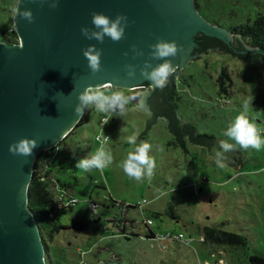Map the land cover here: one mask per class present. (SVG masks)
I'll use <instances>...</instances> for the list:
<instances>
[{"label":"rangeland","instance_id":"obj_1","mask_svg":"<svg viewBox=\"0 0 264 264\" xmlns=\"http://www.w3.org/2000/svg\"><path fill=\"white\" fill-rule=\"evenodd\" d=\"M16 3L17 0H0L1 41L14 24L11 15ZM200 14L213 24L218 20L227 29L264 16V0H201ZM235 36L230 37L234 47ZM224 67L234 83L231 97L220 95L216 86ZM176 86V112L185 125L195 127L196 135L203 136L200 139H225L224 130L241 114L246 100H253L247 117L264 133V71L258 65L210 51L186 63ZM124 92L128 97L132 94ZM135 108L138 109L131 100L123 115L119 111L105 114L90 107V121L57 146V156L50 162L52 176L72 186L73 196L70 191L64 192L78 204L59 217L61 225L69 229L49 241L52 263L250 264L251 256H264V149L244 150L237 146L234 152L240 156L241 167L237 171L227 165L218 167L208 147L189 139L185 142V157L162 119L144 138H139L153 118ZM103 119H107L104 126ZM122 128L127 129L124 135L135 133L137 143L148 141L153 146L151 155L156 167L150 180L137 182L120 167L128 152L134 150V146L120 140ZM98 135L111 138L108 147L113 164L103 171L76 169L78 160L99 147L95 141ZM92 204L98 205V213ZM126 205L130 208H124ZM148 219L153 221L150 228L156 235L172 238L167 242L147 239ZM205 227L242 235L247 244L206 245L202 242ZM123 232L134 236L128 240ZM179 234L186 243L194 241L188 246L174 240Z\"/></svg>","mask_w":264,"mask_h":264},{"label":"water","instance_id":"obj_2","mask_svg":"<svg viewBox=\"0 0 264 264\" xmlns=\"http://www.w3.org/2000/svg\"><path fill=\"white\" fill-rule=\"evenodd\" d=\"M26 9L33 12L35 22L14 14L18 42L0 41V264H46L40 228L29 209V187L38 156L57 147L83 118L86 109L82 117H77L74 109L78 94L87 86L113 83L125 90L152 88V95L132 98L138 109L154 114L138 137L144 138L162 119L185 157L186 138L208 147L213 157L212 150L218 148V142L200 139L176 112L172 99L176 79L186 63L210 51L256 64L264 71V52L248 47L238 36L234 47L230 39L233 35L207 21L195 0H60L56 9L39 0H23L20 11ZM92 12L113 19L118 14L126 15L129 27L125 38L113 42L105 37L103 44L86 39L81 28L93 27ZM158 39L175 41L186 49L172 58L180 67L162 89L143 78L139 68L131 80L125 71L127 64L142 67L149 59V46ZM90 45L103 50V71L95 76L83 56V50ZM133 45L145 55L133 59ZM162 62L151 61L153 65ZM22 138L38 141L30 157L9 152V146ZM227 157L225 165L236 171L241 168L236 152L227 153Z\"/></svg>","mask_w":264,"mask_h":264},{"label":"clouds","instance_id":"obj_3","mask_svg":"<svg viewBox=\"0 0 264 264\" xmlns=\"http://www.w3.org/2000/svg\"><path fill=\"white\" fill-rule=\"evenodd\" d=\"M23 0H18V7L13 8L14 14L29 23L35 22V17L30 9L20 11V5ZM36 2V0H33ZM41 4L48 3L52 9L59 6L60 0H39ZM92 28L82 27L81 34L88 40H96L103 44L105 37L113 42H120L125 38L126 29L129 27V19L126 15L118 14L114 19L100 12L91 13ZM16 25H13L15 28ZM150 47L149 59L143 63V66L127 64L125 71L128 79H135L137 69L140 75L149 80L154 88H164L169 79L173 77L179 69V64H174L172 58H176L181 53H185L186 49L177 44L175 41H166L158 39L157 43ZM23 49V44L20 46ZM134 53L133 59L143 57L144 52L136 45L132 46ZM103 50L98 49L95 45H90L83 50V56L88 61V68L93 76L103 71L102 57ZM128 53H125L127 56ZM152 60L163 61L153 65ZM111 89V91H107ZM130 102L125 92L113 83L96 84L95 86H87L78 94V104L74 109L77 117H82L86 108L93 107L97 112L111 114L119 111L123 115L126 107ZM253 100H246L243 104V110L232 122L229 123L223 132L225 139L218 141V148H213L212 154L215 164L223 168L228 159L227 153L236 150L239 146L241 149L261 150L264 149V133L258 128L257 124L252 122L248 117L249 104ZM109 122V121H108ZM108 124V123H107ZM126 128L121 129L120 140L129 145L134 146V150L128 152L126 159L122 160L120 167L123 172L137 182L145 179H151L154 174L156 163L151 155L153 146L148 141H140L137 143V135L135 133L124 135ZM99 147L95 148L85 158L77 161L75 167L83 171L97 169L103 171L113 164V154L108 147L111 138L103 135L97 137ZM38 147L36 139L22 138L9 146V152L14 156L30 157L33 150ZM43 260V258H42Z\"/></svg>","mask_w":264,"mask_h":264},{"label":"trees","instance_id":"obj_4","mask_svg":"<svg viewBox=\"0 0 264 264\" xmlns=\"http://www.w3.org/2000/svg\"><path fill=\"white\" fill-rule=\"evenodd\" d=\"M205 2H207V0H205ZM195 3H196V7L198 8L200 12L201 0H195ZM215 3H216V0H215ZM16 4L14 7H16ZM12 14L14 15V12H12ZM13 15H11L12 20H13ZM205 19L207 20V18ZM213 25L220 26L219 21L215 20V23ZM226 30H228L234 36L236 35V36L242 37L243 42L248 47L264 52V16L257 17L254 20L247 19L245 23H240V24L231 26L230 28H227ZM4 35L6 38L4 41H7L10 44H14L18 42V36L15 33L13 25L10 30L4 33ZM216 86L219 89L220 95L231 97V95L234 94L233 93V87H234L233 79L230 73L228 72V70L226 69V67L221 68L219 77L216 80ZM91 113H92L91 109L86 108L83 118L81 119V121L76 126L73 132H75L77 128L87 124L90 121ZM106 122H107V119H103L102 125L104 126ZM69 136L70 135H68V137ZM98 136L102 137V135H98ZM202 137L203 136H200L199 138H202ZM205 137H207V135H205ZM56 152H57V147H55L54 149L50 151L43 152L38 156L36 163H35L33 180L29 187V209L33 213V216L36 219L39 225V228H40L42 241H43V244L46 250L47 264H53L49 257V250H50L49 241L53 240L55 235L61 233L62 230L69 229L61 225L59 217L64 212H67L73 209V207L64 208V207L59 206L60 199L62 200V196H63L61 195V193L63 191L69 192V187L71 185L63 183L60 180L59 181L55 180V178L52 176V171L50 169V162L55 157ZM67 197L69 196L68 195L65 196L66 200H67ZM93 205L97 206L96 211H95V214H96L98 213L97 210L99 209V207L97 204H93ZM124 208L128 209L130 208V206L126 205ZM148 220H150L152 224L149 225L147 224V220L145 221V225L148 231L145 237L150 240L151 239L157 240V237L159 236L156 235L150 228L153 225V221L151 219H148ZM118 222L120 223V221ZM70 228H74V226ZM202 234H203L202 242L206 245L244 247L247 244V240L244 236L236 234V233L226 232L224 230H221L215 227H205L202 231ZM179 235H183V234H179ZM122 236L130 240L134 235L126 234L123 232ZM174 240L180 241V242L183 241L185 244H187L186 241H184L185 238L183 240L174 238ZM192 242L188 244V246L191 245ZM165 247L166 246H164V248ZM112 253L116 255L118 258H122V256H120L119 254L114 253V252ZM121 264H136V263L131 262V261H128V262L123 261V263L121 262ZM250 264H264V256H257V255L251 256Z\"/></svg>","mask_w":264,"mask_h":264},{"label":"built area","instance_id":"obj_5","mask_svg":"<svg viewBox=\"0 0 264 264\" xmlns=\"http://www.w3.org/2000/svg\"><path fill=\"white\" fill-rule=\"evenodd\" d=\"M100 137H101V136H100ZM101 138H102V137H101ZM96 144L99 145V141L97 140V138H96ZM61 195H63V196H62V200L60 199V203H59V206H60V207H64V208L74 207V205H76V204L78 203V200H77V199H75L74 197H71L69 194H67V193L64 192V191L61 193ZM66 195H68V196L70 197V198L67 197V200L65 199V196H66ZM57 200H58V199H57ZM144 204H146V203L144 202L143 204H140V205H139V208L142 209V207L144 206ZM91 208H92L93 211L95 212L97 206L92 204V205H91ZM147 224L150 225V224H152V222H151L150 220H147ZM170 238H172V237H171V236H167V237L162 236V237H157V240L159 239V240H161V242H165V241H168L167 239H170ZM175 239L183 240V239H184V236H183V235H179V236H176ZM184 241H186V239H185ZM192 241H193V239H189V240L187 241V244H190ZM81 264H88V263L82 261Z\"/></svg>","mask_w":264,"mask_h":264},{"label":"flooded vegetation","instance_id":"obj_6","mask_svg":"<svg viewBox=\"0 0 264 264\" xmlns=\"http://www.w3.org/2000/svg\"><path fill=\"white\" fill-rule=\"evenodd\" d=\"M217 52V51H216ZM201 57L202 56H200L199 58H196V59H201ZM182 76V72H181V74L178 76V78L176 79V83H175V86H174V88H173V92H172V99H173V104H174V106H175V109H176V103H175V99H176V96H177V80L180 78ZM124 91H126V92H129V93H132V94H129V97H130V100L133 102V100H132V98L134 97V95H141L140 93L142 92V91H146L145 93H148L149 95H152L153 94V89L152 88H144V89H133V90H125V89H123ZM139 90H141V91H139ZM143 94V93H142ZM134 103V102H133ZM136 107V106H135ZM138 108V107H137ZM136 109V108H135ZM136 110H139V111H141V112H143L144 114H149L150 116H152V118L154 119V114H153V112H145V111H142V110H140V109H136ZM177 110V109H176ZM152 119V120H153ZM186 126L188 127V128H190L195 134H196V129H195V127L194 126H192L191 124H186ZM198 137H200L199 135H198ZM210 139H214V137L213 136H211V137H209ZM187 139H189V138H186L185 140H184V145H185V142H186V140ZM190 140V139H189ZM43 242V241H42ZM46 264H47V261H46Z\"/></svg>","mask_w":264,"mask_h":264},{"label":"crops","instance_id":"obj_7","mask_svg":"<svg viewBox=\"0 0 264 264\" xmlns=\"http://www.w3.org/2000/svg\"><path fill=\"white\" fill-rule=\"evenodd\" d=\"M69 191L71 192L72 196H73V189H72V186L69 187ZM71 196V197H72Z\"/></svg>","mask_w":264,"mask_h":264}]
</instances>
